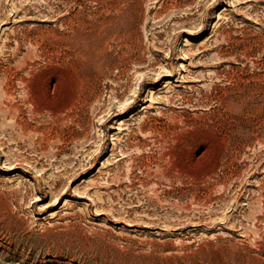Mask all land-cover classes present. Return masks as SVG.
Instances as JSON below:
<instances>
[{
    "label": "rangeland",
    "instance_id": "rangeland-1",
    "mask_svg": "<svg viewBox=\"0 0 264 264\" xmlns=\"http://www.w3.org/2000/svg\"><path fill=\"white\" fill-rule=\"evenodd\" d=\"M0 264H264V0H0Z\"/></svg>",
    "mask_w": 264,
    "mask_h": 264
}]
</instances>
